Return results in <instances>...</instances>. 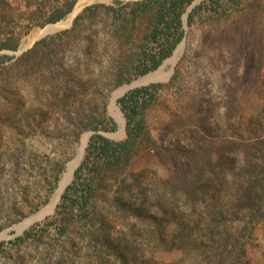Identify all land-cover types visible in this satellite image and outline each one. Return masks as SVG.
<instances>
[{
	"label": "rangeland",
	"instance_id": "obj_1",
	"mask_svg": "<svg viewBox=\"0 0 264 264\" xmlns=\"http://www.w3.org/2000/svg\"><path fill=\"white\" fill-rule=\"evenodd\" d=\"M80 1L56 23L36 26L45 17L34 21L18 50L0 51L12 57L0 66V264H236L235 259L238 264H264V216H253L248 209L238 216H216L220 204L234 198L236 185L229 171L233 144L248 148L264 140V0H246L240 10L220 21L186 25L184 52L175 66H165L170 73L165 80L142 82L149 73L117 88L100 86L97 92L64 99L65 89L56 76L37 68L35 59L21 64L16 60L41 38L70 28L84 7L114 0H85L76 9ZM35 2L0 0V26L20 30L36 9ZM71 14L73 20L66 21ZM62 21H66L64 26L41 34ZM65 56L70 62L83 53L66 47ZM90 66L96 72L100 69ZM174 75L173 85L161 90L148 111L149 143L142 144L121 170L112 171L101 183L98 211L91 221H73L62 209L57 212L60 197L52 211L22 226L52 202L85 135L100 133L116 141L126 137V119L118 104L122 95L151 83L167 84ZM102 113L115 122V128L86 129ZM195 129L200 134L192 137L190 130ZM178 144H197L203 147L201 151L211 150L215 158L222 156L226 179L191 199L181 194L175 208L179 214L164 216L168 223L162 231L171 246L176 223L182 214L189 215L194 202L196 216H189L194 235L181 247L156 249V239L148 238L157 232L156 221L150 216H128L115 206L117 197L128 199L118 181H132V176L144 171L141 184L149 183L152 189L175 167L172 155L164 149L174 150ZM54 215L67 226L65 231L43 229ZM214 218L217 221L211 223ZM32 227L39 230L32 239L18 245L9 242ZM106 233L109 241L103 244ZM126 235L136 239L123 249L118 239Z\"/></svg>",
	"mask_w": 264,
	"mask_h": 264
},
{
	"label": "trees",
	"instance_id": "obj_2",
	"mask_svg": "<svg viewBox=\"0 0 264 264\" xmlns=\"http://www.w3.org/2000/svg\"><path fill=\"white\" fill-rule=\"evenodd\" d=\"M35 1L36 9L20 30L10 29L8 24L0 26V51L18 50L22 38L30 32L34 21L45 17L36 26L56 23L73 10L77 0ZM195 1L114 0L108 4L88 5L74 18L70 28L36 41L32 48L17 58L16 63L35 59L37 68L42 67L52 77L56 76L58 85L64 87V99L91 90L97 92L100 86L117 88L156 71L185 38L186 24L192 27L220 21L240 10L246 0H201L191 8ZM66 47L81 50L83 57L74 56L70 62L67 61ZM11 59L6 54L0 55V66ZM90 65H97L99 71H94ZM174 80L175 75L167 84L151 83L133 88L118 99L126 119V137L119 141L100 133L90 137L84 158L71 183L62 193L57 212L62 209L73 221H91L98 211L96 205L101 183L112 171L121 170L132 159L136 149L149 143L146 120L148 111L156 105L161 90L173 85ZM102 114L99 119L91 121L86 129H114L115 122ZM198 130H190L191 136L200 134ZM247 146L242 148L240 144H233L231 148L233 157L229 171L236 185L234 198L220 204L216 216H238L247 209L253 216H264V140H257ZM201 148L197 144H178L174 150L164 149L172 155L175 167L169 176L159 179L152 189L149 183L141 184L144 171L132 176V181L127 178L118 181L120 187H125L128 199L117 197L115 206L128 213V216L130 213L134 216H150L156 221L154 231L156 229L157 232L148 236L151 241L152 238L156 239V249L181 247L194 235L189 217L196 216L194 202L189 206V215L182 214L188 217L181 216L176 223V232L171 234V246H168L169 237L162 231L168 223L163 217L179 214L175 208L180 195L191 199L198 194L210 192L212 183L226 179L225 168L222 169L220 163L222 156L215 158L211 150L201 151ZM134 198L137 203L133 201ZM56 218L54 215L48 219L43 229L54 227L58 231H65L67 226L61 225ZM216 221L214 218L211 223ZM35 228L26 230L9 242L18 245L32 239L39 231ZM107 236L106 233L103 244L109 241ZM135 239L134 236H122L118 239V246L127 249L130 241ZM235 263L238 264L237 259Z\"/></svg>",
	"mask_w": 264,
	"mask_h": 264
},
{
	"label": "bare ground",
	"instance_id": "obj_3",
	"mask_svg": "<svg viewBox=\"0 0 264 264\" xmlns=\"http://www.w3.org/2000/svg\"><path fill=\"white\" fill-rule=\"evenodd\" d=\"M83 1H85V0H81L78 3V6L76 7V9H79L82 6ZM72 16H73V14H71L70 17L68 18V20H66V21H70L71 18H72ZM73 18H72V20H73ZM66 21H62V22L56 24L53 27H49V28L45 29L41 34H45L48 31L53 30V29L54 30L55 29H59L60 27H62V26L65 25ZM38 36H39V34L37 35V37ZM35 38H36V36L31 40V42L33 40H35ZM185 46H186V43H185V41H183L177 47V49L175 50L174 55L170 59H168L165 62V64L160 69H158L155 72L151 73L150 75L144 77L141 81L142 82L149 83V81L150 82L151 81H162V80H165L166 78H168L170 76V73L165 72V70H164L165 69V66H167L168 63L172 64V66H175L176 63L181 58V56H182V54L184 52ZM114 103H115V100H114ZM87 138H88V135H85L84 138H83V140H82L81 147L79 148L76 156L72 160H70V162L68 163L67 169H66V171L64 172V174H63V176L61 178L58 192H56V195L52 199V202L43 211H41L39 214H37V215H35V216L27 219L22 226H26L27 224L32 223L34 220L37 221V219H39L41 217H44L46 214H48L50 211H52L54 209V207L57 204V201L60 198V195H61L62 191L66 188L67 184L71 181L72 177L74 176V172H75L76 168L78 167V165L80 164V162L82 160L83 154L85 152L84 151V148H86V143H88Z\"/></svg>",
	"mask_w": 264,
	"mask_h": 264
},
{
	"label": "water",
	"instance_id": "obj_4",
	"mask_svg": "<svg viewBox=\"0 0 264 264\" xmlns=\"http://www.w3.org/2000/svg\"><path fill=\"white\" fill-rule=\"evenodd\" d=\"M195 4H196V3H193V5L191 6V8L194 7ZM191 8H190V9H191ZM186 17H187V15L185 16V24H186ZM71 25H72V22H71ZM186 25H187V24H186ZM184 39H185V38H184ZM184 39H183V41H184ZM183 41H182V42H183ZM178 46H179V45H178ZM174 52H175V51H174ZM89 138H90V137H89ZM88 141H89V139H88ZM86 146H87V145H86ZM60 197H61V195H60Z\"/></svg>",
	"mask_w": 264,
	"mask_h": 264
}]
</instances>
